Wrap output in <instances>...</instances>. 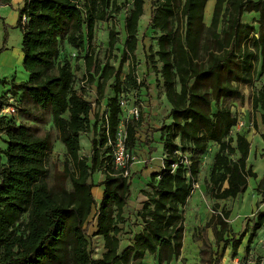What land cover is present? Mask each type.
Here are the masks:
<instances>
[{
	"label": "trees",
	"instance_id": "16d2710c",
	"mask_svg": "<svg viewBox=\"0 0 264 264\" xmlns=\"http://www.w3.org/2000/svg\"><path fill=\"white\" fill-rule=\"evenodd\" d=\"M207 1H152L150 22L160 31L154 54L161 63L158 72L172 121L157 128L167 155L162 169L150 173L149 190L142 191L146 199L136 214L142 228L135 231L128 244L121 245L119 223L127 219L123 211L130 196V180L111 166L109 158L119 123L117 94L121 85H145L133 77V68L126 82L120 80L124 62L135 57L144 0H132L125 17L126 41L118 65L105 62L97 66L99 94L102 95L106 81L114 77L115 95L109 98V112L99 138L90 139L89 157L79 154V137L90 127L95 131L97 114L91 122V103L73 89L70 64L55 63V58L60 39L81 49L84 36L92 37L95 22L118 12L121 5L114 0H85L84 4L78 0H23L16 26L22 32L23 67L28 79L13 83L12 87L21 91L18 101L22 105L18 109L30 119L42 121L43 111H50L58 139L65 148L61 177L68 179L71 187L66 189L64 183L51 187L45 181V158L53 145L49 132L39 134L30 125L0 116V131L7 135V147L0 149V158H5L0 164V264H143L147 252L157 264L178 259L184 233L182 207L198 174L195 155L204 152L209 143L217 144L206 185L215 200L210 217L215 224V242L231 241L233 249L239 246L247 230H231L227 222L230 211L219 210L218 200L242 194L248 179H255L257 174L248 162L250 141L241 133L230 135L236 121L230 108L216 105L212 111L211 104L221 98H243L238 84L251 80L258 53L264 67V0H214L210 23L206 25L203 12ZM245 11L257 12L258 28L242 20ZM23 14L27 16L24 23ZM220 20L222 26L217 30ZM115 41L111 28L109 47ZM90 65L88 58L87 68ZM251 105L261 110L264 127V85L253 94ZM137 125L133 119L125 123L129 149L134 146ZM107 142L110 144L105 146ZM178 149L191 153L188 166L178 160ZM262 155L264 159V148ZM98 171L104 178L100 181L102 196L97 202L92 193V175ZM255 190L264 198V171ZM93 206V220H88ZM91 221L95 224L92 235L103 241L104 251L98 258L91 257L89 250L87 231ZM263 223L264 210H259L254 228ZM228 232L231 237L224 238Z\"/></svg>",
	"mask_w": 264,
	"mask_h": 264
},
{
	"label": "rangeland",
	"instance_id": "374dc122",
	"mask_svg": "<svg viewBox=\"0 0 264 264\" xmlns=\"http://www.w3.org/2000/svg\"><path fill=\"white\" fill-rule=\"evenodd\" d=\"M78 1L80 4H84L85 0ZM114 1L117 5H121L120 10L111 13L110 17L105 20L96 21L90 39L85 35L86 30L84 28V46L81 49L70 46L62 38L59 42V53L55 58V63L68 62L70 64L73 72V89L77 94L91 103L92 108L89 114L91 122L94 120L95 114H97V127L95 131L90 127L88 131L81 133L79 137L81 144L79 154L81 156H90L91 147H88L87 143H90V139L93 137L96 139L99 138V134L102 132L109 112V98L115 95L114 77L106 81L102 95L99 94L97 84L101 79L99 77L100 72L96 71L97 66H102L105 62L116 67L125 46L126 33L124 20L132 7V0ZM152 1L144 0L143 14L138 20V43L135 50V57L133 61L132 59H128L124 62L120 73V80L126 82L127 74L133 68V77L136 78L137 82H145V85L139 86L138 88L121 85V92L117 94L118 102L123 99L124 105L121 106L119 104V123L116 127L115 137L118 131L122 133L125 131V123L128 119H133L139 124L135 127L134 146L130 148L133 156L132 161L139 162V168L134 171L133 166L130 165V173L128 176L130 180V196L128 200L133 199V202H135L132 203L133 207L129 209V214L133 215L135 219H129L127 217L125 222L119 223V226L122 227L119 233L121 245L128 244L126 239H131L138 228L136 226L142 225L140 219L136 217L142 204H137L142 203L146 199L142 191L149 190L147 183L150 173L162 169L167 155L163 149L161 136H159L160 131L157 128L164 124H169L172 121L168 116L170 106L165 99L162 78L158 72L161 63L154 54L157 50V37L160 31L152 27L150 22L149 16ZM208 1L210 3L209 11L211 1ZM8 5L9 9L16 10L17 13L12 24L3 22V32L0 35V77L2 75L7 77L14 75L17 79H20L24 73L22 62L17 63V56L14 52L13 58L11 59L1 54L3 52L2 44L6 41L7 37H9L10 46H14L17 50L18 48L20 49L22 39L21 30L16 26L18 10L11 4ZM176 16V20L179 22L180 18L178 13ZM252 21H256V19ZM252 23L255 27H259L258 22ZM221 26L222 22L220 20L217 30H220ZM8 28H10L9 35ZM111 28L114 30L116 41L112 47H109L108 37ZM88 58H91L89 68L86 66ZM262 61L263 57L258 53V60L251 80L248 83L238 84L243 92V98L241 100L235 97L221 98L218 103L212 102L211 104L212 111L216 110V105H225L230 108L236 120L235 125L230 129V135L235 136L236 133H241L247 136V139L249 138L250 148H252L253 152L255 150V156L252 153L248 162L260 177L264 171V161L259 153L257 154L260 146L255 144L251 134L257 135L261 133L264 139V127L260 119L261 110L253 109L251 100L253 94L264 85V67L261 66ZM8 66H11V69L6 68ZM0 86H3V84L0 83ZM134 108L138 110L137 116L130 115V110L133 109L134 111ZM43 112L44 119L42 123L34 126L33 131L41 134L42 132H49L53 141L52 149L45 158L47 169L45 181L51 187L57 183H64L66 189L69 190L71 187L69 180H63L61 177L65 148L63 149V145L58 139V132L51 121L50 111L46 109ZM109 144L110 142H107L105 146ZM216 146V143H209L204 152L195 155L198 160V174L192 182L191 194L182 207L184 214V233L181 255L178 259H172L168 264H174L175 261L177 264H264V253L260 249L264 242V223L260 227L254 228L257 212L264 210V198L256 192L255 188V192L253 191V186L256 181L254 178H250V183L242 194H239L235 198L218 200L220 205L219 210L224 208L230 211L227 222L231 230L237 233L242 230H247L241 243L236 249H233L231 247V241L220 242L219 244L215 242L212 230L215 224L214 221H210V217L214 214L212 204L215 200L209 196L206 185L210 162L215 153ZM112 148L113 146L111 147L109 162L115 169L112 163ZM176 154L178 155V160L184 165L188 166L190 164L191 153L188 149L184 151L178 149L176 150ZM232 157L234 159L237 158V154L232 155ZM173 166L175 167L176 163ZM98 178L99 173L95 172L92 175V181L94 182ZM94 184L93 196H95V201H97L98 193L102 192V188L98 184ZM94 209L95 206L92 207L88 220H93ZM23 219H25V215ZM94 226V221H91L88 226L87 236L89 239L90 255L93 258H98L101 256V251L103 250V241L100 237L92 235ZM237 233L234 234L235 238L238 236ZM249 236L250 239L248 240ZM230 237V232L225 233L224 238ZM145 261L146 259L143 260V264H148Z\"/></svg>",
	"mask_w": 264,
	"mask_h": 264
},
{
	"label": "crops",
	"instance_id": "0c3cea01",
	"mask_svg": "<svg viewBox=\"0 0 264 264\" xmlns=\"http://www.w3.org/2000/svg\"><path fill=\"white\" fill-rule=\"evenodd\" d=\"M210 1H211L210 10L209 11L207 10V12H206V4H205L204 12H203V21L205 22L206 25H208L210 23L212 9H213V5H214V0H210ZM8 4H11L14 8H17V10H18L23 4V0H0V35H1V32H3V30H2L3 22L12 24V22H13L15 16H16V13H17L16 10L14 11V10L9 9V5ZM251 12H254V11H251ZM245 14H247L246 17H244ZM257 17H258L257 12L251 14V13L245 11L242 14V20L244 22H249V23L256 22V21H252V20L257 19ZM9 32H10V28H8V35H9ZM21 34H22V32H21ZM0 46H1V43H0ZM2 49H3V52L1 54H3L5 57H8L9 59L13 58V52H14L15 55L17 56L16 57L17 63H21L22 62V66H23V53H22V50H21V43H20V49L18 48V50H17L14 46H10L9 37H7L6 41L2 44ZM6 68L11 69V66H8ZM23 69H24V67H23ZM27 79H28V72L25 69H24L23 76H21L20 79H17L14 75H12L10 77L2 75L0 77V83L3 84V86H0V116L5 115L9 119L10 118L14 119L16 123L22 122V123H25L27 125H30V126L34 127V126L40 125L42 123V121L32 120V119H30L28 117V115L23 114L18 109V107H20L22 105L21 102L18 101L20 99L21 91L15 89V88L13 89V87H12L13 83H18V82H21V81H27ZM7 96H10L12 98V103L13 104L6 105V103H4V102H7V99H8ZM162 97H163V95H162ZM12 108L14 109L13 111H12ZM43 133L44 132H42V134ZM39 134H41V133H39ZM159 136H160V133H159ZM251 136L253 137L255 144L260 146L258 148V150H257V154L259 153V155L263 159L262 153H263V148H264V139H263L261 133L257 134V135L256 134L255 135L251 134ZM245 137L247 138V136H245ZM6 140H7V135L4 132L0 131V149L1 150H4L7 147ZM87 144H88V147H89L90 143H87ZM63 149H64V146H63ZM216 150H217V146L215 147V151ZM252 153H254V156H255V150L253 152L252 148H250L249 158H248L249 160L251 158ZM4 160H5L4 156L1 155L0 164L3 163ZM263 161H264V159H263ZM211 162H212V160H211ZM211 162H210V165H211ZM131 165L133 166V170L134 171L139 168V162H133ZM98 173H99V178L97 180H94V183L98 184V186L101 187L102 191H103V186L100 184V181L104 178V175H103V173L101 171H98ZM260 178L261 177L257 174V177L255 178L256 181H255L254 186H253V191H254V188L256 186V183L260 180ZM249 183H250V179H248V184ZM94 187L95 186L92 187V193H93ZM101 196H102V192H99L98 193V197H97V202L99 201ZM133 201H134L133 199H129L127 204L124 207V215L126 217H128L129 219H131V218L135 219V217L133 215L129 214V209L133 207L132 203H135ZM141 204L142 203H138L137 205H141ZM137 222H138V220H137ZM138 224H139V222H138ZM136 227H138L137 230H139L140 228H142V225H137ZM94 230H95V228L92 230V233L94 232ZM98 237H100V236H98ZM129 240L130 239H126L127 243H129ZM181 250H182V248H181ZM103 251H104V249L101 251V254H102ZM144 259H146L145 262H148V264H150V263H152V264L156 263L157 264V262L153 259L152 255L149 254L148 252L145 253ZM174 264H177V262L175 261Z\"/></svg>",
	"mask_w": 264,
	"mask_h": 264
},
{
	"label": "built area",
	"instance_id": "2783aa9c",
	"mask_svg": "<svg viewBox=\"0 0 264 264\" xmlns=\"http://www.w3.org/2000/svg\"><path fill=\"white\" fill-rule=\"evenodd\" d=\"M27 20V16L25 14L22 15V22L24 23ZM7 102L6 105L8 104H13L12 103V98L10 96H7ZM119 104H121V106L124 105V100H119ZM135 109V108H134ZM14 109L12 108V111ZM130 115L133 116H137L138 115V110L135 109L133 111V109L130 110ZM125 137H126V132L124 131L123 133L121 131L117 132L116 137L114 138L113 141V148H112V163L115 167L116 170H119V173L123 176L128 177L129 173H130V165L133 163V156L131 154L130 149L127 147L126 143H125ZM264 200V199H263ZM264 203V202H263ZM261 251L264 253V242L261 245Z\"/></svg>",
	"mask_w": 264,
	"mask_h": 264
},
{
	"label": "bare ground",
	"instance_id": "6f19581e",
	"mask_svg": "<svg viewBox=\"0 0 264 264\" xmlns=\"http://www.w3.org/2000/svg\"><path fill=\"white\" fill-rule=\"evenodd\" d=\"M209 1L206 3V12H207V10L209 9Z\"/></svg>",
	"mask_w": 264,
	"mask_h": 264
}]
</instances>
